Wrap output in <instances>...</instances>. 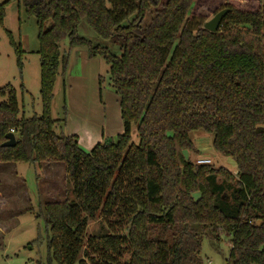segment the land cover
<instances>
[{"label":"trees","instance_id":"16d2710c","mask_svg":"<svg viewBox=\"0 0 264 264\" xmlns=\"http://www.w3.org/2000/svg\"><path fill=\"white\" fill-rule=\"evenodd\" d=\"M13 1L36 20L42 114L19 118L15 91L1 89L0 163L64 165L74 201L39 206L35 216L48 255L58 264H202L201 233L218 241L221 230L231 235L225 264H264V5L226 8L210 33L189 23L194 0ZM82 21L119 54L79 36ZM66 39L103 59L118 97L123 133L89 153L54 132L64 124L52 119L51 103L68 67L59 50ZM11 130L15 145L2 147ZM197 130L213 135L235 175L184 159ZM98 215L101 232L87 235Z\"/></svg>","mask_w":264,"mask_h":264},{"label":"rangeland","instance_id":"374dc122","mask_svg":"<svg viewBox=\"0 0 264 264\" xmlns=\"http://www.w3.org/2000/svg\"><path fill=\"white\" fill-rule=\"evenodd\" d=\"M7 1L0 24V91L7 86L15 91L19 118L39 117L42 103L36 20L13 0H0V6ZM262 5L264 0H194L188 20L193 28L203 27L228 7L255 12ZM78 35L93 46L119 54L116 46L96 36L84 21L78 27ZM10 36L22 51L21 69ZM262 47L264 51V40ZM59 50L61 54L69 53V61L65 74L57 76L53 89L51 117L56 123L64 119V124L56 125L54 132L75 136L80 149L89 153L98 143L115 141L123 133L118 97L110 86L109 66L101 57L89 58L84 48L70 49L67 39L59 44ZM3 101H7V95H0V102ZM130 136L137 145L135 126ZM189 138L194 146L189 156L192 163L207 159L213 168L222 167L236 174L234 161L214 149L212 134L197 130ZM64 200L74 201V193L63 164L0 163V264H58L47 253L44 223L35 216L39 206ZM101 226L98 215L89 221L86 234L101 232ZM217 236L218 241H213L208 232L201 233L202 264H225L228 259L231 235L219 230Z\"/></svg>","mask_w":264,"mask_h":264},{"label":"water","instance_id":"95a60500","mask_svg":"<svg viewBox=\"0 0 264 264\" xmlns=\"http://www.w3.org/2000/svg\"><path fill=\"white\" fill-rule=\"evenodd\" d=\"M228 12V9H223L216 13L211 20H209L203 25V29L210 33H216L220 27L223 18ZM5 138L6 142L2 144V147H13L15 145V136L13 133H8ZM182 155L186 161L189 160L190 154L187 150H183Z\"/></svg>","mask_w":264,"mask_h":264},{"label":"built area","instance_id":"2783aa9c","mask_svg":"<svg viewBox=\"0 0 264 264\" xmlns=\"http://www.w3.org/2000/svg\"><path fill=\"white\" fill-rule=\"evenodd\" d=\"M10 133H13V130H11ZM196 163L198 165H208L210 164V161L207 159H200V160H197Z\"/></svg>","mask_w":264,"mask_h":264}]
</instances>
